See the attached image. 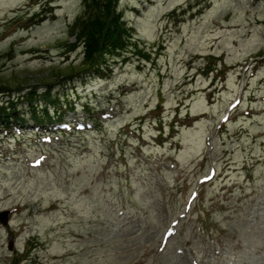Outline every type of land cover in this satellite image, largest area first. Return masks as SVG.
<instances>
[{
	"label": "rangeland",
	"instance_id": "1",
	"mask_svg": "<svg viewBox=\"0 0 264 264\" xmlns=\"http://www.w3.org/2000/svg\"><path fill=\"white\" fill-rule=\"evenodd\" d=\"M89 1L0 0V264H264V0H114L131 42L69 81Z\"/></svg>",
	"mask_w": 264,
	"mask_h": 264
},
{
	"label": "trees",
	"instance_id": "2",
	"mask_svg": "<svg viewBox=\"0 0 264 264\" xmlns=\"http://www.w3.org/2000/svg\"><path fill=\"white\" fill-rule=\"evenodd\" d=\"M88 0H86L87 2ZM95 1L99 0H90V6L87 7L88 12L81 17V19H78L79 21H76L73 28L78 29L79 33L77 35V38L80 42H77L78 46L82 45L85 52V58L83 62L80 64L79 67H70L68 71L65 72L64 77H66L67 80H71V75H78V74H84L82 76L88 77V76H94L98 75L101 71L104 70V68L107 67V61L105 59V52L102 51L101 48H112L122 53L123 45L127 44L128 42H131L132 38L126 34V30L122 27L120 21L121 17L120 15H116V7L111 5L114 0H106L107 3H103V8H99V6H96ZM47 4H51V1ZM84 19V20H83ZM128 47V46H127ZM73 50V46L68 51L69 53ZM126 50V49H125ZM55 76H58L61 78V74L55 73ZM63 78V77H62ZM1 83V82H0ZM23 83V80H13V79H7L2 80L3 87H0V90L2 92H11L14 90L17 91V94H20V92H23L20 87ZM50 90L47 91V94L43 96V105H40L37 103L36 105H33L31 102L33 100V93L27 92L24 95H27V101L26 104L28 105L30 109V115L31 120L33 122L41 123L44 119L47 121L50 120H60L59 117H56L59 115V110L55 107L54 104H57L58 98L54 101L50 97ZM22 98V97H18ZM17 98V100H18ZM11 100V101H10ZM15 100L14 97L10 99H6L1 103L0 105V122H9L11 120H18L20 119V116H17L16 110L17 105H13V101ZM68 101L66 100V103ZM43 106V107H42ZM8 112H6V109ZM41 110V112H39ZM50 113H53L54 116L52 118H49L48 115ZM22 119H24L22 117Z\"/></svg>",
	"mask_w": 264,
	"mask_h": 264
},
{
	"label": "water",
	"instance_id": "3",
	"mask_svg": "<svg viewBox=\"0 0 264 264\" xmlns=\"http://www.w3.org/2000/svg\"><path fill=\"white\" fill-rule=\"evenodd\" d=\"M5 213L0 214V223H5Z\"/></svg>",
	"mask_w": 264,
	"mask_h": 264
}]
</instances>
